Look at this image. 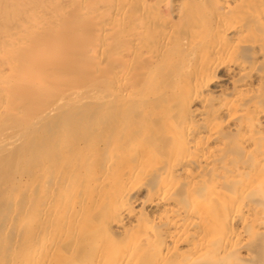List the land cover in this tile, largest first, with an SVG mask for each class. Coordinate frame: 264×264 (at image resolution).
I'll use <instances>...</instances> for the list:
<instances>
[{"label": "bare ground", "instance_id": "bare-ground-1", "mask_svg": "<svg viewBox=\"0 0 264 264\" xmlns=\"http://www.w3.org/2000/svg\"><path fill=\"white\" fill-rule=\"evenodd\" d=\"M0 264H264V0H0Z\"/></svg>", "mask_w": 264, "mask_h": 264}]
</instances>
